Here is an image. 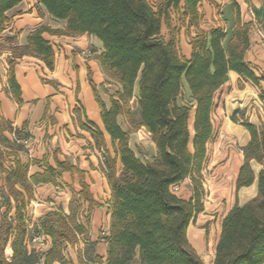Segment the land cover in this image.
Instances as JSON below:
<instances>
[{
    "label": "trees",
    "instance_id": "obj_1",
    "mask_svg": "<svg viewBox=\"0 0 264 264\" xmlns=\"http://www.w3.org/2000/svg\"><path fill=\"white\" fill-rule=\"evenodd\" d=\"M20 1L0 0V31L8 22L5 12ZM201 1L160 0L153 6L148 0H39L50 16L65 21L64 30L40 26L29 32L26 44L9 47L7 83L18 104L22 98L14 77L16 59L33 55L53 69L54 52L41 36L43 31L95 36L102 45L96 56L100 67L120 86L109 94L106 106L90 81L111 151L97 126L81 125L90 130L102 152L101 169L110 189V219L105 258L92 248L89 253H79V264H203L187 236L190 221L203 210L200 190L196 186L192 196L185 199L172 187L186 177L195 180L201 173L213 132L214 96L227 82L228 73L233 71L259 87L264 104V72L257 76L245 62L251 22L241 23L237 14V24L225 42L226 33L221 27L208 31L199 28ZM163 26L167 36L162 33ZM192 27L197 29L194 34L190 32ZM180 28L188 35L189 58L178 46ZM6 41L15 40L7 37ZM135 83L137 95L135 107H131ZM100 86L104 88V83ZM185 86L189 102L181 98ZM191 111L192 132L188 128ZM119 115L130 127L142 126L150 133L155 145V155L150 160L139 158L130 147L129 128L120 127ZM241 125L250 138L242 147L243 162L235 185L237 189L253 182L252 160L261 164L254 181L256 193L242 205L234 204L223 216L213 264L264 263V124L258 127L243 120ZM26 136L0 116V264H74L62 254V244L72 243L77 233L84 231L76 221L79 200L89 207L97 202L83 180V172L69 161H59L54 156L52 166L44 159L43 171L29 175L30 163L37 161L22 162L16 154L24 148L20 139ZM11 155L5 166L3 158ZM63 171H76L80 177L81 190H72L69 212L51 210L29 223L26 208L34 197V185H57ZM30 231H39L51 239L43 258L26 245ZM6 248L10 250L9 257Z\"/></svg>",
    "mask_w": 264,
    "mask_h": 264
},
{
    "label": "crops",
    "instance_id": "obj_2",
    "mask_svg": "<svg viewBox=\"0 0 264 264\" xmlns=\"http://www.w3.org/2000/svg\"><path fill=\"white\" fill-rule=\"evenodd\" d=\"M213 1L215 4L221 6L220 10L224 13L234 11L233 28L237 24V14L241 23L251 22L253 19L251 13L254 12L259 21L262 22L263 20L264 0ZM214 3L210 0H202L198 4L200 12L199 28L201 30L208 31L219 25L214 24L207 29H204V26H202V22H205L206 19L209 20L210 13L214 11ZM5 14L8 17V22L5 24L4 29L0 31V116L9 120L13 126L18 129H24L29 134L27 137L28 142L25 141L26 143L24 144L28 148L29 153L18 156L22 162L30 161L31 159L28 157L31 156L37 161V163H30L28 174L42 172L44 167L41 162L44 159L54 166V156L60 161L66 157H81L79 155L80 152H78L81 150L80 148L78 149L80 140L83 142L88 141L89 146H92V149L96 150L98 147L95 145L90 130L81 124L90 128H93L91 123L97 126L103 132L106 145L111 151L110 137L104 130L100 108L95 100L90 81L96 86L98 94L106 106L109 105V94H113L120 86L102 71L96 58L102 51L100 40L87 33L62 34L43 31L41 36L49 41L54 52L53 69H49L42 60L33 55H23L17 58L14 65V77L20 87L22 98V103L18 104L13 99L7 83V57L11 55L9 47L13 44H26V37L29 32L40 26H47L53 30H64L65 21L50 16L43 5L39 3V0H21L18 4L8 9ZM196 31L197 29L194 28L190 32L194 34ZM7 37H14V43L6 41ZM180 45L182 49L181 53L186 58H189L191 46L188 43V35L185 30L181 32ZM230 74H235L239 77L235 72L230 71L228 78ZM41 76L46 77L49 81L43 82ZM106 81L109 82L106 83ZM102 83H104V88L100 86ZM185 89H187L186 86ZM136 95L137 83H135L134 95L131 99L134 102ZM121 117V115L117 117L118 123ZM120 127L122 128L121 125ZM143 129L145 128L143 127ZM55 146L59 148V151H51V147L54 148ZM149 147L151 155H155V145L151 139ZM83 162L85 160L79 161L78 167L83 170L84 176L86 178H93L92 173L98 172L96 170L98 168L110 193L109 185L102 169L100 167L87 169L80 165ZM241 164H236L237 166L233 168L235 195L233 200L228 203L226 213L234 204L242 205L251 198H242L240 196L243 189L252 187L254 192L252 196L256 192V184L254 182L256 174L255 179L250 185H243L236 189L235 182ZM118 166L120 165L118 164ZM75 175V173L66 171L62 173V179L67 183L73 182L75 184ZM0 177H2L0 178L1 186L3 185V174L1 172ZM67 178H69V181H67ZM33 188L34 197L30 200L31 202H35L36 198L38 200L39 198H43V194L47 195L51 189H56L58 186L47 182L38 183ZM37 209L41 210L42 208ZM193 219L190 221L187 231L190 229ZM219 231L220 228L217 232L218 235ZM195 234V232L192 233V239L196 237ZM190 242L194 245L192 241ZM195 244L200 247V240ZM211 254L207 260V264H213L214 249ZM53 264L59 263L54 262Z\"/></svg>",
    "mask_w": 264,
    "mask_h": 264
},
{
    "label": "rangeland",
    "instance_id": "obj_3",
    "mask_svg": "<svg viewBox=\"0 0 264 264\" xmlns=\"http://www.w3.org/2000/svg\"><path fill=\"white\" fill-rule=\"evenodd\" d=\"M148 1L155 6L160 0ZM210 1L214 3L213 0ZM220 9L221 6L214 3V11L210 13L209 20L206 19L205 22H202V26H204V29H207L211 25L219 24L218 27L224 30L226 33V40H228L231 36L235 19L234 11L232 10L230 13H224ZM251 15L253 21L251 20L249 29V45L244 56L246 64L257 76H260L264 72V32L263 36H261L258 33V29L264 31V26L262 22L257 19L255 12L251 13ZM182 30L184 31V29L180 28L178 32V46L181 52L180 36ZM192 30H194V28H192L191 31ZM162 33L167 36V31L164 26L162 27ZM41 80L43 82L49 81L44 76H41ZM260 93L261 89L250 81L239 78L235 74L229 75L227 82L216 91L214 96L211 113L213 132L207 143L206 159L201 168V173L195 176V180L191 177H186L180 183L172 187L174 193L185 199H189L192 196L193 189L196 188V186L200 190L203 210L194 217L191 222V231L188 230L187 234L189 240L194 244L192 246H195V250L202 258L203 264H207L208 258L212 255L211 253L217 241V232L220 228L221 220L226 213L228 203L233 200L235 195L233 168L237 166L236 164L242 163V147L250 138L249 132L243 129L244 127L241 125V122L243 120H248L258 127L264 124V104L260 98ZM181 98L184 102L190 101L187 89H183ZM129 105L135 107L134 100L129 101ZM192 114L193 112L191 111L188 119V128L191 132L192 124L190 123V119ZM232 114H234V119H232ZM119 124L124 130L129 128V145L135 150L136 155L143 160H150L152 158L149 147L151 139L150 133L143 129L142 126L138 128L130 127L123 117L119 118ZM13 128L17 127L13 126ZM22 134L27 135L20 139V142L24 145L28 142L27 137L29 134L24 129L22 130ZM79 148L81 150L77 151L80 152L79 155L81 157H66L62 161H69L78 169L79 161L82 162V160H85V162L80 163V165L87 169L96 167L101 168L103 156L99 147V149L93 150L92 146H89L88 141L83 142L80 140L78 149ZM51 151L57 152L59 148L56 146L54 148L51 147ZM28 153V148L25 146L23 149L16 152L18 156ZM12 156L13 155L3 158L5 166L9 164V160ZM28 158L34 160L32 156ZM256 163L250 160V165L254 174H257L261 167V164ZM80 170L83 172L82 169ZM96 170L98 172L92 173L93 178H86L83 172V180L88 185L89 191L97 204L89 207L82 199L79 200L80 204L76 208V221L83 225L84 231L83 233H77V238L72 243L64 241L62 244V254L66 258L72 259L74 264H79L77 258L80 252L84 251V253H89L92 248L97 254L101 255L103 259L105 258V249L107 246L105 237L108 234L110 219V193L108 192V188L105 185L99 169L96 168ZM63 172H61L57 178L58 188L51 189L47 195H42L43 198H39V200L36 198L35 202L30 201L27 205L26 218L29 223L38 221L41 215L51 210L60 209L62 212H69L67 202L71 197L72 190L76 192L81 190L79 182L80 177L76 171H69L76 174V182L75 184L73 182L67 183L62 179ZM67 181H69V178H67ZM253 193V188L249 187L243 189L240 196L242 198H252L255 196H252ZM37 208L42 209L39 210ZM1 210H3V208H1ZM191 232L196 233L194 239H192ZM199 240L201 242L200 247L195 244ZM50 244L51 239L48 236L42 235L39 231H30L26 238L28 249L34 250L42 258L43 253L49 248ZM5 252L8 255L10 250L6 248Z\"/></svg>",
    "mask_w": 264,
    "mask_h": 264
},
{
    "label": "built area",
    "instance_id": "obj_4",
    "mask_svg": "<svg viewBox=\"0 0 264 264\" xmlns=\"http://www.w3.org/2000/svg\"><path fill=\"white\" fill-rule=\"evenodd\" d=\"M263 32L264 31H262L261 29H258V33L261 35V36H263ZM149 133V132H148ZM6 253V252H5ZM7 255V254H6Z\"/></svg>",
    "mask_w": 264,
    "mask_h": 264
},
{
    "label": "bare ground",
    "instance_id": "obj_5",
    "mask_svg": "<svg viewBox=\"0 0 264 264\" xmlns=\"http://www.w3.org/2000/svg\"><path fill=\"white\" fill-rule=\"evenodd\" d=\"M190 231H191V229H189ZM10 253L8 252V255H9ZM10 256V255H9Z\"/></svg>",
    "mask_w": 264,
    "mask_h": 264
}]
</instances>
